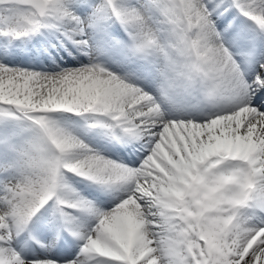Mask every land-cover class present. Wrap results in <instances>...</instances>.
<instances>
[{
    "label": "snow or ice",
    "instance_id": "1",
    "mask_svg": "<svg viewBox=\"0 0 264 264\" xmlns=\"http://www.w3.org/2000/svg\"><path fill=\"white\" fill-rule=\"evenodd\" d=\"M0 264H264V0H0Z\"/></svg>",
    "mask_w": 264,
    "mask_h": 264
}]
</instances>
